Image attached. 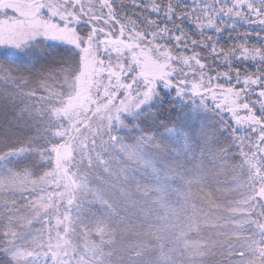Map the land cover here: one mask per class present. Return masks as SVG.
I'll list each match as a JSON object with an SVG mask.
<instances>
[{
	"label": "trees",
	"instance_id": "16d2710c",
	"mask_svg": "<svg viewBox=\"0 0 264 264\" xmlns=\"http://www.w3.org/2000/svg\"><path fill=\"white\" fill-rule=\"evenodd\" d=\"M221 1L0 0V8H6L0 12V40L40 21L54 25V30L68 29L84 36L90 33L93 41L86 45L88 52L84 55L73 45L45 37H36L19 48L0 45V65L21 70L17 74L0 72V236L21 224L14 213L23 214L25 202L14 194L23 186L24 179L37 182L56 168L69 166L70 171L73 164L97 175H100V166H132V171L123 176L125 181L121 187L116 188L125 199L110 198L116 207L105 202L101 203L104 209L100 205L87 206L90 202L86 204L88 224L110 233L103 240L97 235L88 239L89 245L102 247L99 252H104L95 257L107 264L115 261L131 264L138 255L132 249L137 250L142 245L147 249L153 243L163 249L162 242L155 241L156 235L151 228L160 227L164 212L170 223L177 217L182 223L191 219L193 222L190 223L198 226L194 228L195 234L209 226L219 227L221 247L208 256L209 264H244V258L249 259L248 253L253 254V248H248L250 243L246 242L249 237L259 241L261 248L256 258L254 256L255 263L251 264H261L264 258V156L255 146L261 139L259 128L264 122L260 121L254 129L237 132L240 139L232 143L226 127L231 121L227 116L223 117L224 126L222 115L213 110L210 102L207 108H197L198 101L184 99L183 104L194 109L196 117L189 150L183 153L182 139H166L165 143L175 151L163 152V162L159 160V163L165 166H158V173L148 166H134L139 161L144 162L139 153L135 155V151L141 152V149L133 147L129 133L115 120L106 124L105 130L101 127L102 115L93 118L89 128L86 125L89 124L88 117L94 113L95 96L105 91L104 101L97 104L99 107L109 104L108 98L115 94L121 96L115 88L118 77L128 72L130 61L139 69L134 59L143 50L151 54L166 53L176 73L190 76L203 72L211 77L214 87L218 85L225 92L246 87V96H242L245 99L239 104L255 106L254 112L259 119L258 105L262 97L257 92L264 94V21L261 17L246 22L238 18L234 12L245 11L239 0H229L230 4L236 2L230 16ZM251 1L255 3L254 8L259 5L264 8V0ZM200 8L208 13L205 15ZM213 18H216V25L210 28L206 20ZM129 37L133 44L128 43ZM49 70H53L51 77L40 80L37 73ZM67 81L70 82L68 88L65 86ZM168 99L179 102L171 91ZM164 123L166 121L159 122L157 127L152 121H143L142 126L162 131ZM177 127L187 130L180 122ZM201 127L218 129L216 138L207 143L200 139L196 133ZM84 132L89 134L86 140L82 138ZM99 141L102 145L111 143L103 159L93 155L98 152ZM146 149L152 151L154 161L163 155L155 148ZM12 152L19 154L7 155ZM57 152H60L58 156ZM51 155L53 160L44 159ZM210 165L220 166L228 180L231 179L221 197H214L215 189L210 180H200L202 167ZM102 176L106 177L107 173L102 171ZM56 184L63 187L62 199L57 205L58 216L55 213L62 224L55 231V244L45 264H81L80 241L85 236L71 220L67 221L68 215H61L63 208L72 202V195H66L65 190L69 183ZM99 185L102 187L103 183ZM108 190L106 187L105 192ZM9 200H14L15 208L11 209ZM144 207L145 213L150 214L146 222L144 216L139 217ZM111 211L117 213L120 222L108 217L107 213ZM64 218L65 221L60 220ZM255 219L260 221L253 226ZM67 228H70V235L65 233ZM190 239L186 237L184 243ZM110 240L120 244L111 247ZM207 242L200 239L190 246L196 245L201 250ZM223 243L229 247L225 249ZM0 247H3L2 243ZM119 248L125 252L116 256L112 251ZM127 251L130 257L125 255ZM161 252L159 250L157 254L160 256ZM145 256L149 259L148 252ZM4 258L0 252V264ZM197 259L196 254H184L178 264H193Z\"/></svg>",
	"mask_w": 264,
	"mask_h": 264
},
{
	"label": "rangeland",
	"instance_id": "374dc122",
	"mask_svg": "<svg viewBox=\"0 0 264 264\" xmlns=\"http://www.w3.org/2000/svg\"><path fill=\"white\" fill-rule=\"evenodd\" d=\"M222 6L226 9L228 8V14L231 16L233 15V9L236 6V2L233 1L231 4L229 3V0H223L221 1ZM239 3L241 5L245 6V11L240 12L241 10L234 12V14L238 18H242L243 22H246L248 19H254L257 20L259 17H261L264 21V13H263V7L257 6L254 8V2L251 0H239ZM229 4L231 7L229 8ZM254 6V7H253ZM204 9H207L205 7ZM201 11L204 12L200 8ZM199 10V12H200ZM207 10L204 12L208 13ZM202 12V13H203ZM206 15V14H205ZM248 16V18L246 17ZM208 17V16H206ZM206 19H204L205 21ZM207 21V25L210 24V28H215L214 25H216L215 21L216 18H213L212 21ZM260 27H263V25H260ZM129 44H133L131 38L129 37ZM166 54V53H164ZM161 54H157L156 52H152V54L149 51L143 50L140 54L136 56L134 59V62L137 60V64L139 69L136 71L135 75L137 78H143L144 80L149 79H155L159 76L161 72L171 73L172 69H175L172 64L167 61H162L161 59H158V56ZM167 55V54H166ZM133 75L131 72H126L124 74H121L119 76L118 81L115 85V88L119 93H121V96H118V93L114 96L108 98L109 104H106L105 107H99L97 104L99 102L104 101L105 97V91L103 90V93L99 92V95L95 96L93 99V105H94V113H91L90 118L88 117L89 124L87 125V128L91 125V120L95 117L102 115V121H104L101 124V127L105 130L106 124L111 123L114 121V117L116 113H114L118 108L121 107L124 101V88L127 83H130L129 77ZM244 81V80H243ZM258 83V82H257ZM256 83V84H257ZM67 88L70 87V82L67 81L66 85ZM247 91L246 87H242L241 89H237L236 91H226V94L231 95L233 98L238 97L237 103L239 104V101H243L245 99L242 96H246L245 92ZM110 92L111 89H110ZM58 95H54V97H57ZM50 101L49 99H47ZM247 100V99H246ZM107 101V102H108ZM250 103V102H249ZM256 103V102H255ZM250 104H253L250 103ZM241 105V104H240ZM255 106L251 105L248 106V109L238 108L237 111L240 113L241 117V123L243 125L242 129H254L256 126L260 125V118L258 119L257 113L254 112ZM254 117V120H249L248 117ZM116 121V120H115ZM117 122V121H116ZM249 124L254 125L253 127H248ZM86 128V129H87ZM86 131V130H85ZM66 131H63L62 133H65ZM84 135V136H83ZM89 134L84 132L82 134L83 140H86L87 136ZM98 138H100L99 135H97ZM111 138V137H110ZM111 143H107L106 145H102V143L99 141V145H97L98 152H94L93 155L95 158H105V152L106 149L109 148ZM255 148L257 150H260V153L264 156V140L259 139L256 142ZM60 152L56 153V156H58ZM101 153V155L99 154ZM136 153H139L138 156L140 158H144V162L139 161L138 158H136L139 162L134 164V166L138 167H145L148 166L151 169H154L156 173H158V166H165L161 163H159V160L163 162V158L165 156V153H162L163 155H159L155 158V161L152 158V151L148 150L146 148L141 149V152H138V150L135 151ZM243 153V152H242ZM49 156V155H48ZM45 157L44 159L47 160H53V155L51 157ZM146 157V158H145ZM243 159L245 160L246 157L243 156ZM56 161V160H55ZM246 161V160H245ZM69 164V161H68ZM72 164V163H70ZM69 166H65V168H56L55 171H52L50 174L46 175L44 178H41L37 182H30L27 179H24L25 182H23V186H21L20 190L14 194L19 196L23 202H25V210L23 211V214H20L19 212H15L14 214H17L19 217V220L21 224L19 226H16L14 228H10V232L13 233L16 237V243L19 245L21 252L23 253L21 259L24 262V264H45V261L48 257V255L51 254V247L53 246L54 240H55V231L57 227L62 224L57 219L56 215L58 216V208L57 205L60 204L63 194V187L58 186L56 183L58 182H67L69 183V186L65 185L66 195H72V202L69 201L70 205L66 208H63L61 211L62 216L67 217V221L69 222L71 220V223L75 226H77L80 231L82 232L84 239L80 241L81 250L80 253L83 255L81 260L79 262L81 264H84L86 261V264H107L106 262L103 263L99 257V255H103L104 252L99 250L102 248H96L94 246L89 245L88 239H91L94 235L102 237L103 240L104 236H108L110 233H108L107 230H102L100 228H97L93 224L89 223V217H88V210L86 208V204H90L92 206L100 205L101 209H104L102 207V202H105V204H109L111 207H116L113 203H111L110 198L111 197H119L121 198V194L117 191L116 188L121 187V183L124 182V177H126L127 171H132V166H100L99 174L97 175L95 173H91L89 170L82 171L84 167L80 166L79 168L75 166L74 164L70 167V171H68ZM68 171V174H67ZM102 171L107 173V176H112L111 178H108L107 176H102ZM123 171V174L119 175V173ZM126 171V173H124ZM84 174H88L89 176H86ZM122 176V177H121ZM201 181H208L210 180L212 187L214 190V197H221L223 196V189L226 188L227 184L231 182V179L228 180V177L226 173L222 170L220 166L210 165V166H203L201 170ZM71 182V183H70ZM99 183H103V186L101 187ZM107 189H110L105 192ZM147 194V193H146ZM11 195V194H9ZM260 195L262 196V191H260ZM13 196V195H12ZM15 197V196H14ZM116 198V197H115ZM118 199V200H120ZM91 200V201H90ZM142 200V199H141ZM164 200V199H163ZM262 201L264 205V197L262 196ZM9 206L11 209L15 208V202L14 200L8 201ZM106 204V205H107ZM145 204V203H144ZM158 204V200H157ZM166 206V204H165ZM114 210V209H113ZM165 211V210H164ZM68 214H65L67 213ZM55 213H57L55 215ZM257 213H260L259 210H257ZM163 214V217L161 219V225L159 228H151L152 233L156 235V240L158 243L162 242L163 249H160L161 246L154 245V243L149 246L147 249L145 247L140 246L137 248V250L132 249L135 253H137V257L134 258L133 262L131 264H178L179 260H181L182 256L184 254H196L198 256V259L193 264H209L208 256L212 254L213 252L220 250V237H219V227L211 228L210 226L204 229H199L200 232L195 234L197 231L194 230V228H198V226L190 219V222L182 223L180 218H176V221L171 222L169 220V217L167 218ZM109 215L108 217L110 219L116 220L117 222H120L121 219L117 216V213L110 212L107 213ZM150 215V214H149ZM145 213V207L140 212L139 217L144 216L143 220L147 219L149 217ZM160 215V213H159ZM92 216V215H91ZM134 217V215H133ZM60 220H66L60 219ZM142 221V220H141ZM260 220L255 219L252 220L253 226L257 224ZM143 222V221H142ZM146 222V221H145ZM264 223V222H263ZM139 224V222H138ZM65 225V224H64ZM134 229V227H132ZM70 228H67L65 233L67 235H70L69 230ZM115 230L120 231L118 228H115ZM180 230V231H179ZM179 231V232H177ZM195 235V238H192V236ZM186 237L191 238L187 244L184 243ZM202 239L203 241H208L204 247H201V250H199L196 245H191V243H195L198 240ZM246 242L249 244L248 248H253V254L248 253L249 259L244 258V264H251L255 263L254 256L256 258L257 254L261 252V248H259V241H253L252 237H249ZM102 243V242H101ZM109 244V242H107ZM112 243V244H111ZM120 244L119 242L110 240L111 247H114V245ZM223 246H225V249L228 248L225 243H223ZM122 248V246H121ZM117 249L112 251L113 254L120 255V253L125 252L124 249ZM155 249V251H153ZM159 250H162L160 256L157 254ZM157 251V252H156ZM133 252V254H134ZM148 252L149 259L145 256V253ZM131 253V252H130ZM126 256H131L129 254V251L125 253ZM173 256V258H172ZM161 260V263H160ZM255 260V261H254ZM48 264V263H47ZM114 264H121L115 261ZM126 264V263H125ZM186 264V263H185Z\"/></svg>",
	"mask_w": 264,
	"mask_h": 264
},
{
	"label": "snow or ice",
	"instance_id": "6c2138e0",
	"mask_svg": "<svg viewBox=\"0 0 264 264\" xmlns=\"http://www.w3.org/2000/svg\"><path fill=\"white\" fill-rule=\"evenodd\" d=\"M5 10L6 8H0V12H4ZM54 28V25L35 21L26 30L22 29L18 33L13 32L10 38L0 40V45L19 48L36 37H45L73 45L79 49L81 55L88 52L86 45L93 42L90 33L88 36H84L77 35L76 32L69 31L68 29L54 30ZM177 43H179V40H177ZM158 59L167 61L169 57L166 54H161L158 56ZM198 60L199 56L197 55ZM129 63L128 71L133 73V75L128 78L130 83L125 85L123 104L116 110L114 119L120 128L127 130L133 141L134 148L144 149L152 147L160 153L175 151L165 141L166 139L172 140L173 138H178L182 139L184 143L183 153L186 154L195 130L196 117L195 110L187 108L183 104L184 99L190 102L198 101L197 108H207L210 102L213 110L222 115V120L224 116L230 119L231 123H228L226 127L229 130V135L232 137V143L240 139V137L236 136V133L242 130L243 125L237 109L241 107L248 109V104L244 103L240 105L237 103L238 97L233 98L231 95L226 94L218 85L214 87L210 76H207L203 72L190 76L183 75L182 73H176L175 69H172L171 73L161 72L155 79L144 80L143 78L138 79L135 75L137 65L131 61ZM186 66L192 67L193 65ZM0 72L17 74L21 70L8 65H0ZM52 74L53 70L39 71L37 76L40 80H46ZM170 91L175 94L179 101L178 103L168 99ZM257 95L262 97L258 108L260 121L264 122V94L257 92ZM248 119L254 120V117L250 116ZM143 121H152L157 127H159V122L161 121H166V123L163 124L162 131H157L143 127ZM178 122L185 124L187 130L178 128ZM223 124L224 126L226 125L225 120H223ZM253 126L252 124L248 125V127ZM218 131V129L207 130L201 127L196 134L207 143L216 138ZM176 133H179V135ZM259 135L261 139H264V123L259 128ZM118 142L122 143L123 141ZM20 151L22 152L23 149ZM15 154L19 153L12 152L7 155ZM0 243L3 244V247H0V252L5 257L3 264H24L21 259L23 253L19 245H17L16 237L13 233L8 232L0 236ZM261 264H264V258H262Z\"/></svg>",
	"mask_w": 264,
	"mask_h": 264
}]
</instances>
